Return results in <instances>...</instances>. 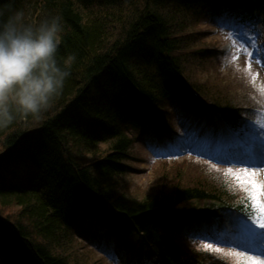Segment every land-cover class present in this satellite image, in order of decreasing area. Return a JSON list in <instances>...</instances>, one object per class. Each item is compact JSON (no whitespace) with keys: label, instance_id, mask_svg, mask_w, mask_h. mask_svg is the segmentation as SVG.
<instances>
[{"label":"trees","instance_id":"1","mask_svg":"<svg viewBox=\"0 0 264 264\" xmlns=\"http://www.w3.org/2000/svg\"><path fill=\"white\" fill-rule=\"evenodd\" d=\"M15 7L33 21L62 17L59 54L76 61L40 118L18 116L0 128V208H17L15 220L0 213L1 264H79L61 250L73 236L95 238L80 213L99 212L98 203L114 211L111 225L99 221L117 229L126 252L136 246L131 237L154 245L166 264H228L204 247L177 243L166 209L209 199L206 212L227 205L245 212L229 186L215 179L135 199L120 178L131 138L169 130V109H187L184 99L197 89L186 63L210 55L187 52L192 19L212 23L227 14L264 33V0H15ZM215 106L233 116L231 105Z\"/></svg>","mask_w":264,"mask_h":264},{"label":"rangeland","instance_id":"2","mask_svg":"<svg viewBox=\"0 0 264 264\" xmlns=\"http://www.w3.org/2000/svg\"><path fill=\"white\" fill-rule=\"evenodd\" d=\"M219 19H222L227 25V30L216 26L214 22L205 21L206 19L201 16L193 18L188 28V31L192 32L189 40V45L192 48L187 52L192 54L193 52L204 53L207 51L210 55L208 60L203 62L192 60L191 63H186L187 75L193 80L190 84L192 86L194 84L197 88L191 89L197 94L199 100L206 105L227 103L241 112L244 108L250 111L253 107L249 106L256 105L255 108H258L255 109L256 115L262 117V120L257 122L244 116V122L241 124H246L249 130L258 132L260 126L264 125V66L256 59L250 60L248 53L253 52L257 56L262 54L264 50L258 45H264V35L258 33L257 36L255 32L257 28L254 24L250 26V29H247L249 25L245 28L227 14L220 16ZM233 27L240 33L232 30ZM249 62L251 63L250 71L247 70ZM184 102L189 107L185 113L180 109H169L170 117H168L170 120L174 119L173 127L176 132L172 144H178L177 149L179 151L182 150L179 141L184 137L191 138L192 149L198 148L200 153L211 157H219L227 146L232 148L233 145H244L236 133H231L229 127L213 121L212 116L214 115L211 114V111L204 109L205 112H203V108L195 104L194 97L185 98ZM170 111H174V114ZM188 114V119L183 120L182 118ZM247 119L248 122H246ZM209 141H213L215 146H212V143L209 144ZM245 141L247 142L246 139ZM31 144L35 143L31 142ZM150 149L139 141H134L128 146L127 153L129 156L124 162L127 166L126 172L120 178L127 195L137 199L144 194L158 191V188H162L159 190L164 192H169L176 185L187 187L206 184L207 186L218 179L233 189V193L238 199L242 200L246 197L244 189L236 184L227 170L223 169L224 167L211 165L203 162V160L200 161L201 159L197 160L187 151L178 154L183 158L157 161L151 157ZM234 172L241 173L243 170L241 168ZM1 176L3 177V175ZM18 176L21 178L26 176L25 171L20 172ZM257 179L264 183V171L258 173ZM11 181H13L11 184L15 183V179L9 181L4 178L6 183ZM162 184L164 186L160 187ZM242 191L244 192L241 194ZM191 205L190 202L186 201L179 203L175 209L186 210ZM16 211L17 208L15 207L0 208V213L11 220H15ZM237 218V222L241 224L239 230L250 236L248 233V228L251 227L249 221L243 220L241 217ZM257 231H264V229L257 228ZM61 251L71 263L77 261L79 264H113L106 260L101 253L92 250L89 245L75 237H72V242H68ZM222 252L223 254L219 253V255L224 263L238 264L242 260L244 264H248L249 258L240 253L228 250H222ZM229 253H234V255H229Z\"/></svg>","mask_w":264,"mask_h":264},{"label":"clouds","instance_id":"3","mask_svg":"<svg viewBox=\"0 0 264 264\" xmlns=\"http://www.w3.org/2000/svg\"><path fill=\"white\" fill-rule=\"evenodd\" d=\"M63 30L59 15L33 21L15 0H0V128L40 118L63 93L76 61L59 54Z\"/></svg>","mask_w":264,"mask_h":264},{"label":"snow or ice","instance_id":"4","mask_svg":"<svg viewBox=\"0 0 264 264\" xmlns=\"http://www.w3.org/2000/svg\"><path fill=\"white\" fill-rule=\"evenodd\" d=\"M258 36V33H257ZM262 50H264V45H258ZM250 60H258L262 66H264V51L260 56H257L255 53H248ZM251 63L247 65V70L250 71ZM255 79V77H253ZM260 131L264 132V125L260 126ZM251 168L264 167V161L260 164L250 165ZM232 179L236 182L238 186L244 189L246 192V200L244 203L249 208L245 210L246 219H248L251 227L248 228V233L255 247H247L243 249L245 252H251L252 256L249 258L248 264H264V259H257V256L264 257V231H257V228L264 229V183L259 182L257 179L258 173L253 171L249 172L248 169H244L241 173H231ZM216 241L206 242L205 250L217 252L223 254L222 249L219 247H213ZM229 255H234V253H229ZM238 264H244L241 260Z\"/></svg>","mask_w":264,"mask_h":264},{"label":"bare ground","instance_id":"5","mask_svg":"<svg viewBox=\"0 0 264 264\" xmlns=\"http://www.w3.org/2000/svg\"><path fill=\"white\" fill-rule=\"evenodd\" d=\"M202 226H204V225L202 224ZM205 234L208 235V236H216L213 232H208V231L205 232ZM221 238H225V236H221Z\"/></svg>","mask_w":264,"mask_h":264}]
</instances>
